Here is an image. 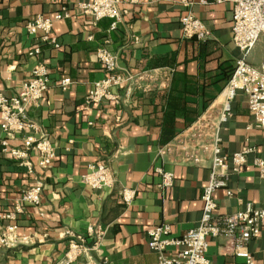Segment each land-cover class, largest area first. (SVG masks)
<instances>
[{
    "label": "crops",
    "instance_id": "0c3cea01",
    "mask_svg": "<svg viewBox=\"0 0 264 264\" xmlns=\"http://www.w3.org/2000/svg\"><path fill=\"white\" fill-rule=\"evenodd\" d=\"M80 1L0 0V92L16 94L37 63L49 73L42 99L28 111L36 131L8 138L0 128V233L14 227L17 236L12 247L0 248V264H62L74 236L88 246L96 242L92 230L103 231L102 238L69 264H155L147 231L163 222L178 237L198 224L214 146L226 157L244 145L254 149L238 172L227 170L228 186L213 193L214 214L231 216L247 203L264 208V180L252 164L264 158V130L242 92L228 101L224 94L240 56L231 37L232 1L141 0L122 5L126 13L114 28L111 19L79 10ZM63 5L70 16L53 23L51 44L41 31L27 34V21L51 17ZM187 13L210 30L207 41L182 36L180 19ZM35 47L39 52L29 55ZM100 47L117 56L119 71L140 77L128 89L111 88L116 99L87 104L94 82L107 76L95 54ZM250 50L246 60L258 66L264 40ZM66 78L71 83L62 89ZM26 134L48 137L55 150L49 167H39L30 152L29 173L11 155ZM166 147L171 151L160 155ZM99 164L112 171L113 186L82 181ZM161 170L171 173L170 185L162 186ZM37 180L44 185L40 204L22 202V191ZM123 188L134 190L129 204ZM246 248L254 264H264V226ZM206 252L209 264H246L224 236L208 237Z\"/></svg>",
    "mask_w": 264,
    "mask_h": 264
},
{
    "label": "built area",
    "instance_id": "2783aa9c",
    "mask_svg": "<svg viewBox=\"0 0 264 264\" xmlns=\"http://www.w3.org/2000/svg\"><path fill=\"white\" fill-rule=\"evenodd\" d=\"M141 0H81L78 9L91 15L95 20L109 18L111 26L121 21L126 10L124 4H137ZM220 1V0H217ZM232 21L231 37L234 45L239 49L240 56L235 60L233 73L224 90L226 100L231 99L237 91L242 92L245 97L250 114L254 117L255 125L264 130V53L258 66H252L246 60L247 54L255 43L262 38L264 40V0H231ZM53 16L37 15L26 23L25 30L28 35L33 36L38 31L43 33L41 39L51 44L53 39L50 33L53 23L57 20L70 16L66 6L60 8ZM181 33L185 38H195L202 43L207 41L210 30L205 24L187 13L180 19ZM39 52L35 47L29 55ZM96 57L107 76L96 81L86 97L87 104L99 103L106 100H114L116 96L111 88L126 85L127 89L136 78L140 76L127 71H119L117 67V56L100 47L95 51ZM48 68L43 63H37L30 72V78L23 82L20 89L12 96H5L0 92V128L6 137L12 138L15 133L24 130L36 131V125L29 117L28 111L31 106H37L48 88ZM71 83L70 79H62L59 86L65 89ZM227 103V102H226ZM228 111V104L224 106V112ZM225 119V114L221 117ZM22 148H10L13 157L18 159L19 164L26 166L29 173L33 172V165L28 160V154L34 152L38 155V166L49 167L55 159V150L48 137L44 134L35 136L33 134L22 135ZM3 150H7L6 139L1 141ZM170 147L159 151L160 155L169 153ZM254 151L253 147L244 145L240 150L232 152L229 157L221 154L222 151L213 147V156L210 175L207 184L203 187L200 198L203 203L201 219L195 227L190 228L181 236H170V226L162 222L147 231L148 246L156 256L155 264H209L206 257L207 238L224 236L230 239L232 253L241 257L246 264H254V258L247 250L246 244L251 239L260 236L264 226V208H254L251 204L245 209L230 215L217 216L214 214L216 203L213 193L220 188H226V176L228 171L238 172L246 163L247 155ZM188 159L199 163L200 158L196 155H188ZM252 164L258 169V176L264 180V158L254 157ZM228 170V171H227ZM162 186L171 184L172 175L167 171H160ZM82 181L92 188L113 186L115 178L109 167L96 165L91 171L82 176ZM43 183L37 180L34 185L22 191L21 201L35 206L41 202ZM227 193L230 192L227 190ZM125 204H129L134 198V190L123 188L120 192ZM7 231L0 233V248H9L14 245L17 236L14 227H8ZM96 242L88 246L81 236H74L69 243L62 264H69L81 254H86L94 249L97 241L102 238L103 231L92 230ZM264 262V251L262 255Z\"/></svg>",
    "mask_w": 264,
    "mask_h": 264
}]
</instances>
